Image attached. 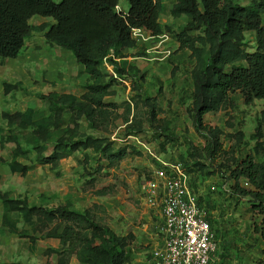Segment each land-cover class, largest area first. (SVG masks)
<instances>
[{
	"label": "trees",
	"instance_id": "trees-1",
	"mask_svg": "<svg viewBox=\"0 0 264 264\" xmlns=\"http://www.w3.org/2000/svg\"><path fill=\"white\" fill-rule=\"evenodd\" d=\"M127 1L124 12L116 10L119 0H0V63L16 58L25 40L39 32L48 46L70 51L86 76L80 95L38 93L37 97L47 103L46 115L38 116L33 107L1 112L8 133L0 136V148L8 143L13 147L7 159L0 157V165L24 176L29 170L25 160L33 154L36 164L47 165L60 175L61 161L79 153L82 160L78 162L87 174L117 167L134 151L133 145H116L107 134L118 119L123 126L121 140L142 133L147 122L156 137L165 136L163 144L168 142L167 125L159 124L157 97L142 89L144 73L133 60L144 57L145 47L131 52L137 49L131 29L143 28L153 35L168 32L178 49L188 50L194 61L190 70L191 119L196 132L206 140L201 149L189 147L180 161L188 172L203 171L207 168L204 160L213 162L222 153L230 154L227 163L219 167L234 180L238 194L249 196L251 212L264 217V157L258 160L248 154L243 160L236 159L242 133L234 135V145L224 152L222 130L203 122L205 114L230 107L236 94L247 105L264 99V0H175L169 14L184 19L177 32L158 21L166 10L165 0ZM34 15L51 17L54 22L33 25L30 19ZM250 32L254 34L251 49L246 42ZM105 64L111 72L104 71ZM171 72L174 75L176 69ZM124 81L130 83L129 99L107 101L116 93L114 86ZM18 88L20 83L3 82L4 94ZM257 137H261L259 128ZM257 147H263L260 141L254 151ZM240 179L253 189H241ZM107 193L105 188L94 192L97 196ZM0 203L1 226L10 234L28 239L31 245L39 238L58 240L57 247H47L44 252L55 255V261L45 264H70L72 258L77 264H129L134 259L133 235L116 234L99 213L104 211L100 205L78 210L67 201L46 207L1 190ZM21 220L27 229L18 227Z\"/></svg>",
	"mask_w": 264,
	"mask_h": 264
},
{
	"label": "rangeland",
	"instance_id": "rangeland-1",
	"mask_svg": "<svg viewBox=\"0 0 264 264\" xmlns=\"http://www.w3.org/2000/svg\"><path fill=\"white\" fill-rule=\"evenodd\" d=\"M53 1L57 3L60 0ZM174 1L165 0L166 10L158 21L177 32L184 24V19L173 18L169 14V8ZM128 6L127 0H119V7L124 12L128 10ZM44 22L54 21L51 17L40 15H34L30 19L33 25ZM165 34L168 39L156 49L158 51L150 54L145 52L144 57H136L133 61L144 73L142 89L150 96L157 97L158 118L161 119L159 124L167 125L171 138L168 142L163 144L165 136L156 137L147 122L143 125L142 133L127 137L125 141L121 140L123 126L118 119L107 134L115 140L116 145H133L134 151L117 167L87 174L81 162H78L82 160L79 153L61 161L60 175H56V171L47 165L36 164L33 154L25 160L29 170L24 176L12 173L7 165H0V190L10 192L13 197H27L31 204L46 207H56L67 201L78 210L93 204L102 206L104 211L99 213L116 234L133 235L131 254L134 260L143 259L161 242L159 208L144 205L139 191L140 183L151 177L153 160L150 152L167 159L180 160V156L186 157L189 147L201 149L206 142L204 136L194 129L191 119L190 70L194 61L190 58L188 50L178 49V43L170 33ZM253 35L251 32L246 34L249 49L254 42ZM25 42L27 44L24 60L19 58L25 51L23 48L16 58L3 59L2 62H6L0 63V114L2 111L24 110L32 105L38 116L46 115L47 103L37 97L38 93L50 90L80 94L83 91L86 76L78 70L77 66L81 64L75 61L70 51L48 46L39 32H33ZM154 44L151 42V45ZM141 47L144 46L137 44V49L131 52L138 51ZM166 51H169L168 56H165ZM155 57L157 58L153 59ZM19 62L25 64L24 70L16 72ZM7 63H12L9 69L14 71L15 78L9 74V69H6ZM173 68L176 69L174 75L171 72ZM104 71L111 72V67L105 64ZM49 72L51 74L46 79L44 75ZM3 82L20 83V88L4 94ZM114 89L115 95L107 97V101L121 103L129 99V81L114 86ZM121 111L122 107L118 109L119 113ZM203 122L222 130L220 140L224 152L234 145V135L241 132L243 142L236 148L234 157L243 160L251 154L258 160L263 159L264 99H255L247 105L236 94L230 107L205 114ZM258 128L260 138L257 137ZM7 133L8 130L0 116V136ZM94 133L103 135L100 132ZM257 141H260L263 147H257L254 151ZM12 147L13 145L8 143L4 148H0V157L7 159ZM229 157L230 154L222 153L213 162L204 160L207 166L205 170L189 172L190 185L198 194L217 239L218 250L212 264H264V217L251 212L249 196L238 194L234 180L224 168L219 167V164H226ZM238 183L243 190L253 189L244 179H240ZM101 188L107 189L108 193L104 196L95 195L94 192ZM1 213L0 203V264H45L55 261V255L47 256L44 252L47 247H57L58 240L39 238L31 245L28 239L10 234L1 226ZM18 227L27 229L28 226L21 220ZM70 264H77L76 259L72 258Z\"/></svg>",
	"mask_w": 264,
	"mask_h": 264
},
{
	"label": "built area",
	"instance_id": "built-area-1",
	"mask_svg": "<svg viewBox=\"0 0 264 264\" xmlns=\"http://www.w3.org/2000/svg\"><path fill=\"white\" fill-rule=\"evenodd\" d=\"M116 10H121L119 5ZM131 36L148 54L158 51L168 39L165 33L153 35L143 28H132ZM168 54L166 51L165 56ZM150 156L151 177L140 183L139 191L144 205L159 208L161 242L143 259H133L129 264H212L218 243L198 194L190 185V173L180 160L153 152Z\"/></svg>",
	"mask_w": 264,
	"mask_h": 264
},
{
	"label": "crops",
	"instance_id": "crops-1",
	"mask_svg": "<svg viewBox=\"0 0 264 264\" xmlns=\"http://www.w3.org/2000/svg\"><path fill=\"white\" fill-rule=\"evenodd\" d=\"M26 44H27V43L25 42L24 49H25V47H26ZM25 56H26V49H25L24 53L22 54V56H20L19 58H21L22 60H24ZM72 58H73V57H72ZM17 59H18V58H17ZM17 59H16V60H17ZM4 62H6V61H3L2 64H4ZM2 64H1V65H2ZM11 65H12V63H11ZM11 65H10L9 63H7V65H6L7 68H6V69H9V67H10ZM24 65H25V64H23V63L20 64V62H19V64H18V68H17L18 70H15V71H16V72H18V71H23V70H24ZM77 68H78V70H82V69H83V67H82L81 65H80V66H77ZM8 71H9V74H10L12 77H14V73H13L14 71H12V69H9ZM20 73H21V72H20ZM50 74H51L50 72H49V73H45V75H44V76H46L45 78L48 79V75H50ZM14 78H15V77H14ZM50 80H51V79H50ZM8 83H11V82H8ZM81 84H82V83H81ZM39 90H40V86H39ZM49 91H50V90H49ZM83 91H84V88H83ZM83 91H82V92H83ZM47 92H48V91H47ZM47 92H46V93H47ZM82 92H81V93H82ZM81 93H80V94H81ZM72 94H74V93H72ZM80 94H75V95H80ZM106 100H107V99H106ZM28 107H33V108H34V106H32V105H30V106H28ZM26 108H27V107H26ZM26 108H25V109H26ZM25 109H24V110H25ZM34 109H35V108H34ZM35 110H36V109H35ZM19 111H23V110H19ZM13 112H14V111H13ZM1 206H2V205H1Z\"/></svg>",
	"mask_w": 264,
	"mask_h": 264
}]
</instances>
